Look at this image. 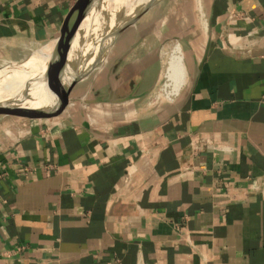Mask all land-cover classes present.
Segmentation results:
<instances>
[{"label":"crops","instance_id":"1","mask_svg":"<svg viewBox=\"0 0 264 264\" xmlns=\"http://www.w3.org/2000/svg\"><path fill=\"white\" fill-rule=\"evenodd\" d=\"M79 1L0 0V67ZM172 40L186 82L147 105ZM71 96L0 115V264H264V0H162Z\"/></svg>","mask_w":264,"mask_h":264},{"label":"water","instance_id":"2","mask_svg":"<svg viewBox=\"0 0 264 264\" xmlns=\"http://www.w3.org/2000/svg\"><path fill=\"white\" fill-rule=\"evenodd\" d=\"M160 1L80 0L59 39L25 61L0 67V115L46 116L75 102L77 98L71 94L80 81L105 60L120 35ZM32 62L43 66L33 69ZM15 73L23 75L15 77ZM12 76L19 78L20 85L8 88ZM147 93L134 92L114 100L98 96L85 102L124 103Z\"/></svg>","mask_w":264,"mask_h":264},{"label":"bare ground","instance_id":"3","mask_svg":"<svg viewBox=\"0 0 264 264\" xmlns=\"http://www.w3.org/2000/svg\"><path fill=\"white\" fill-rule=\"evenodd\" d=\"M139 1L146 2V0H139ZM100 19L101 18H99V22ZM180 45L181 44L176 43L168 53H166L167 51H164L163 53L164 62H166V69L164 72H162V78L165 77L166 82H164V85L160 89V93L156 97L155 101L172 100L176 95L179 94V92L181 91L182 87L186 82L187 68H186L182 48ZM165 58L167 59L166 61ZM35 64H36L35 62H32L31 65H35ZM12 75L16 77L19 75L22 76L23 74L15 73ZM19 85H20L19 78H14L13 76L11 79H9V82L7 83L8 88L15 86L17 87Z\"/></svg>","mask_w":264,"mask_h":264},{"label":"rangeland","instance_id":"4","mask_svg":"<svg viewBox=\"0 0 264 264\" xmlns=\"http://www.w3.org/2000/svg\"><path fill=\"white\" fill-rule=\"evenodd\" d=\"M106 29L105 30H107V28H109V25H107L106 27H105ZM83 30V29H82ZM81 30V31H82ZM100 31V29H99V26H97V28L95 29V32L96 33H98ZM82 35V34H81ZM177 43V41H174V40H172V41H170V43L169 44H167V46H166V49L164 50V51H167L166 53H168L170 50H171V48L175 45ZM167 57V56H166ZM162 72H164L165 71V69H166V62H164V55L162 54ZM167 59L165 58V61H166ZM43 66V64L42 63H39V65L38 66H36L35 68H33V69H38V68H40V67H42ZM32 69V68H31ZM164 82H166V78L165 77H163L162 78V80H161V82H160V84L156 87V89L154 90V92L153 93H151L149 96H148V98L145 100V104H151V103H153V101H155V99H156V97L159 95V93H160V89L162 88V86L164 85ZM159 100H157V101H155V102H158ZM169 100H160V102H162V103H166V102H168Z\"/></svg>","mask_w":264,"mask_h":264}]
</instances>
